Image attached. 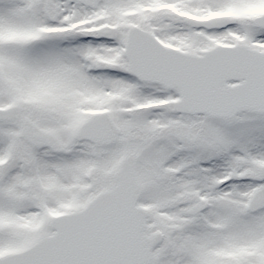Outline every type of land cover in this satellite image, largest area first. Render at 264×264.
<instances>
[{
  "label": "snow or ice",
  "instance_id": "1",
  "mask_svg": "<svg viewBox=\"0 0 264 264\" xmlns=\"http://www.w3.org/2000/svg\"><path fill=\"white\" fill-rule=\"evenodd\" d=\"M0 264H264V0H0Z\"/></svg>",
  "mask_w": 264,
  "mask_h": 264
}]
</instances>
